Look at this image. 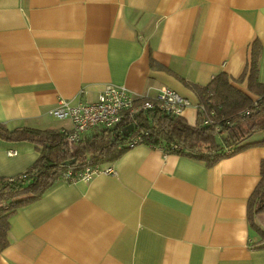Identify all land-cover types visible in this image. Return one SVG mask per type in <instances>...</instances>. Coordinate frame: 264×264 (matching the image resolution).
<instances>
[{"label": "crops", "instance_id": "crops-1", "mask_svg": "<svg viewBox=\"0 0 264 264\" xmlns=\"http://www.w3.org/2000/svg\"><path fill=\"white\" fill-rule=\"evenodd\" d=\"M255 40L264 82V0H0V123L70 131L48 110L61 98L94 101L107 84L136 95L167 86L195 106L187 84L238 78ZM38 154L0 138V177ZM262 159L264 146H252L206 166L136 144L111 162L115 174L58 180L19 207L0 264H264L247 220Z\"/></svg>", "mask_w": 264, "mask_h": 264}, {"label": "trees", "instance_id": "trees-1", "mask_svg": "<svg viewBox=\"0 0 264 264\" xmlns=\"http://www.w3.org/2000/svg\"><path fill=\"white\" fill-rule=\"evenodd\" d=\"M260 52L261 45L255 40L250 58L236 79L221 72L204 86L187 84L198 100L194 124L188 123L182 114L150 108L125 123L100 128L70 145L64 131L8 129L0 123L1 139L28 141L39 152L35 162L23 173L0 177V250L8 244L10 216L52 187L67 168V160L75 159L72 165L79 166L86 161L112 162L130 147L144 144L160 148L164 154L176 153L211 166L241 150L264 146V82L258 79ZM244 80L246 89L242 90L236 83ZM130 122H134L133 129L124 134L123 128ZM247 220L258 236V248H264V159L260 162L259 182L247 200Z\"/></svg>", "mask_w": 264, "mask_h": 264}, {"label": "built area", "instance_id": "built-area-1", "mask_svg": "<svg viewBox=\"0 0 264 264\" xmlns=\"http://www.w3.org/2000/svg\"><path fill=\"white\" fill-rule=\"evenodd\" d=\"M190 106L192 103L188 98L167 86L160 87L154 95H136L124 85L107 84L94 101L61 98L48 113L54 118L71 122L72 129L64 133L68 143L75 145L85 132L94 128H113L132 119L140 111L157 108L169 114L181 115ZM130 124L134 127V122ZM7 153L13 155L15 151L9 150ZM96 174L112 175L115 169L111 162L86 161L82 166L70 164L59 175V180L86 182Z\"/></svg>", "mask_w": 264, "mask_h": 264}, {"label": "water", "instance_id": "water-1", "mask_svg": "<svg viewBox=\"0 0 264 264\" xmlns=\"http://www.w3.org/2000/svg\"><path fill=\"white\" fill-rule=\"evenodd\" d=\"M133 128L132 124L127 125L126 127L123 128L124 134H128L131 129ZM75 163V159H71V160H67L65 161V164L69 165V164H73Z\"/></svg>", "mask_w": 264, "mask_h": 264}, {"label": "rangeland", "instance_id": "rangeland-1", "mask_svg": "<svg viewBox=\"0 0 264 264\" xmlns=\"http://www.w3.org/2000/svg\"><path fill=\"white\" fill-rule=\"evenodd\" d=\"M191 108H193V110H194V109L196 110V107H195V106H192ZM189 120H190V121H189L190 123H193V122H194V120H193V119L191 120L190 117H189Z\"/></svg>", "mask_w": 264, "mask_h": 264}]
</instances>
